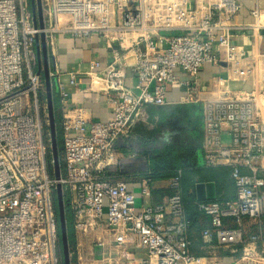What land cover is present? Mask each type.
<instances>
[{"label": "built area", "instance_id": "2783aa9c", "mask_svg": "<svg viewBox=\"0 0 264 264\" xmlns=\"http://www.w3.org/2000/svg\"><path fill=\"white\" fill-rule=\"evenodd\" d=\"M41 1L44 28L34 24L31 0H0V264H62L58 185L73 222L71 264H264V10H252L256 23L248 25L238 21L240 0ZM249 32L250 53L236 41ZM41 35L60 101V180L44 129ZM87 35L104 41L109 60H92L63 82L59 37ZM207 66L227 75L211 90L200 84ZM80 79L89 86L80 88ZM176 88L200 109L206 166L229 169L235 190L233 200L195 202L210 220L204 255L190 248L182 171L169 180L170 196L152 206H139L116 173L119 140L147 124L145 110L165 105ZM75 93L106 103L110 119L72 108ZM151 182L142 198L151 197ZM249 222L256 230L247 235Z\"/></svg>", "mask_w": 264, "mask_h": 264}, {"label": "crops", "instance_id": "0c3cea01", "mask_svg": "<svg viewBox=\"0 0 264 264\" xmlns=\"http://www.w3.org/2000/svg\"><path fill=\"white\" fill-rule=\"evenodd\" d=\"M243 7L241 15L238 19L239 23L254 25L256 20L253 18L251 12L256 7L264 10V0H240ZM237 43L244 46L250 53L251 50V32L238 38ZM40 47L41 44L39 43ZM57 64L63 73L61 80L67 82L68 74L72 72L86 71L88 64L92 60L108 61L110 54L107 52L104 41L95 35H87L81 38L74 36H60L57 42ZM218 76L226 77V73L222 72L216 67L207 66L200 74V84L208 90L212 89V80ZM80 88H87L89 82L86 79H80ZM232 88H242L243 85L231 83ZM172 90V89H171ZM74 94V93H73ZM185 94L179 89H174L168 93L167 102L161 107H149L145 110V116L148 123L138 124L134 131L123 141L117 143L116 149L119 155L124 157L136 156L133 149L137 152H142L149 158L151 169V158L153 152L162 146L164 143L171 141L179 136L175 135L174 127H185L186 130L182 133L187 138V145L190 146L193 153V162L198 164L197 169L190 171V176L184 180L183 195L189 193L194 203L199 200L197 186L200 184H213L216 190V198L221 200H233L235 198V190L232 179L230 177L229 169L225 167L209 168L205 163L203 143V126L201 120L200 109L197 105L185 101ZM184 98V99H183ZM59 111L60 101L57 97ZM72 108L85 109L88 116L94 121L105 122L110 119L109 109L106 103L102 102L95 104L90 100L88 94L75 93L69 102ZM61 115V111H60ZM135 136V138H133ZM187 164H193L189 162ZM201 169V170H199ZM150 173H139L131 175L117 174L119 179L128 183L129 190L137 197L139 206H152L163 203L170 196L169 180L162 179L152 181L148 186L152 191L150 198H142V190L145 187V180ZM184 197V196H183ZM205 199L202 201H213L207 198V191L204 192ZM214 199V200H215ZM189 216L192 219L194 228L210 227V220L204 216L199 217L195 214L192 208H189ZM232 222L229 221L231 225ZM237 226L236 224L232 225ZM189 233V240L191 244V251L197 255H204L206 250L203 249V240L201 230L198 233L194 229ZM256 230L254 222H249L245 225L246 234H250ZM216 244V240L213 241ZM225 257V262L229 263L231 260L227 257L228 254L222 252Z\"/></svg>", "mask_w": 264, "mask_h": 264}, {"label": "water", "instance_id": "95a60500", "mask_svg": "<svg viewBox=\"0 0 264 264\" xmlns=\"http://www.w3.org/2000/svg\"><path fill=\"white\" fill-rule=\"evenodd\" d=\"M32 11L34 16L35 26L44 28L45 21L42 9L41 0H31ZM41 44V47L39 45ZM38 60H39V73L43 74L46 84V99L48 105L49 113V126L51 132V145H52V154L54 162V175L57 180L61 179L62 176V166L59 159L58 151V142H57V125L55 120V104L53 94L56 92V87L53 85L52 79L50 77V67H49V54L47 50L46 38L44 35H41L38 38L37 44ZM136 94H139L135 90ZM135 138V136H133ZM121 138L119 140L123 141ZM133 152L137 154L132 157H124L121 159L119 166L116 168V173L121 175H131L139 173H148L150 171L149 158L142 152H136L133 149ZM198 198L199 200H204V192L207 191V198L209 200H214L216 198L215 186L211 183L209 184H200L197 186ZM65 199L63 188L61 185L56 187V207L59 215L60 223V234H61V244H62V255L60 257L62 264H71L70 252H69V236L67 230V220H66V211H65Z\"/></svg>", "mask_w": 264, "mask_h": 264}, {"label": "trees", "instance_id": "16d2710c", "mask_svg": "<svg viewBox=\"0 0 264 264\" xmlns=\"http://www.w3.org/2000/svg\"><path fill=\"white\" fill-rule=\"evenodd\" d=\"M54 104H55V120L57 125V142H58V151H59V159L60 164L62 166V139L60 135V121L61 115L59 111V105L56 93L53 94ZM59 125V126H58ZM61 128V127H60ZM193 149L187 145V138L183 135L172 139L169 142L164 143L162 146L157 148L152 155L151 158V169L150 173L147 175V178L151 181L162 180V179H171L178 174V171H182V186L184 184V180L190 176V171L198 168V164L193 162ZM193 162V164H187V161ZM201 170V169H199ZM230 171V170H229ZM171 193V192H170ZM184 201L186 204V214L189 221V233L195 231L198 233L199 231H203L206 228H194V224L192 222L191 217L189 216V208H192L195 214L199 217H204V215L198 210L196 204L193 199L190 198L189 193H185ZM56 203V196H55ZM65 211H66V220H67V230L69 236V244L72 245L74 243V231H73V222L70 215L69 207L67 200H65ZM57 214V223H58V236H59V256L62 255V244H61V234H60V223H59V215L56 207Z\"/></svg>", "mask_w": 264, "mask_h": 264}, {"label": "rangeland", "instance_id": "374dc122", "mask_svg": "<svg viewBox=\"0 0 264 264\" xmlns=\"http://www.w3.org/2000/svg\"><path fill=\"white\" fill-rule=\"evenodd\" d=\"M45 92L46 91H43V93H42V95L44 96V98H45V96H46V94H45ZM43 98V99H44ZM59 126V125H58ZM45 132H46V134H47V136H50L51 135V132H50V126H48V124L47 125H45ZM59 129H60V135H61V139H62V132H61V128H60V126H59ZM62 174H63V171H62Z\"/></svg>", "mask_w": 264, "mask_h": 264}, {"label": "flooded vegetation", "instance_id": "af4514ba", "mask_svg": "<svg viewBox=\"0 0 264 264\" xmlns=\"http://www.w3.org/2000/svg\"><path fill=\"white\" fill-rule=\"evenodd\" d=\"M174 129H175L174 133L177 136L182 135V133L186 130L185 127H181V126H176V127H174Z\"/></svg>", "mask_w": 264, "mask_h": 264}]
</instances>
